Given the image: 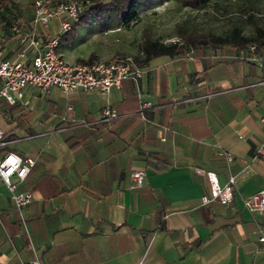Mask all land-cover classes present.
<instances>
[{"label":"crops","instance_id":"crops-1","mask_svg":"<svg viewBox=\"0 0 264 264\" xmlns=\"http://www.w3.org/2000/svg\"><path fill=\"white\" fill-rule=\"evenodd\" d=\"M79 37L57 46L68 62L89 54ZM18 48L0 25L1 56ZM249 54L190 46L137 64L135 81L105 92L27 87V106L0 100V153L34 158L17 184L31 193L22 220L0 182V264L32 251L40 264H264V213L244 204L264 189V66ZM142 100L152 102L146 119ZM104 106L128 115L101 121ZM196 167L220 184L233 176L232 201L203 203L209 182ZM131 168L145 170L142 185L130 186Z\"/></svg>","mask_w":264,"mask_h":264},{"label":"built area","instance_id":"built-area-1","mask_svg":"<svg viewBox=\"0 0 264 264\" xmlns=\"http://www.w3.org/2000/svg\"><path fill=\"white\" fill-rule=\"evenodd\" d=\"M89 0H33L32 11L24 19L9 22L8 28L15 35L19 48L13 58H3L0 51V99L9 105L27 106L29 97L27 87L46 90L56 86L63 92L79 88L81 90L107 91L112 86H119L122 80L135 81L142 73L131 56L113 58L110 60L96 59L90 62H68L57 50L59 33L67 30L72 21L78 19L79 13ZM52 22L56 28L52 29ZM4 22H0V25ZM173 42L177 40H172ZM252 54L248 57L258 66H264V49L256 50L254 43L246 46ZM152 105L150 100L139 102L137 111L140 117L146 119L144 110ZM128 113H119L114 108L104 106L99 119L110 122ZM264 121V118H261ZM4 141L0 131V145ZM227 161L232 159L229 151L221 150ZM264 157V139L257 149ZM34 164V158L20 155L11 150L0 153V182L4 183L13 208L19 212L21 220L22 208L31 200L28 190L17 188ZM198 174L205 175L209 182V192L201 196L203 203L219 200L229 203L233 199L231 183L233 176L225 184H220L216 173L196 167ZM145 170L131 168L128 176L131 187L144 183ZM245 206L254 213H264V189H260L244 201ZM264 241V237L260 238ZM20 264H40L38 257L32 251L30 258Z\"/></svg>","mask_w":264,"mask_h":264},{"label":"rangeland","instance_id":"rangeland-1","mask_svg":"<svg viewBox=\"0 0 264 264\" xmlns=\"http://www.w3.org/2000/svg\"><path fill=\"white\" fill-rule=\"evenodd\" d=\"M32 2L9 0L0 6V22L24 19L32 11ZM120 16L104 11L83 17L76 50L83 56L93 52L96 59L132 57L145 33L163 41L180 40L178 25L216 33L238 25L251 34L256 25L264 27V0H209L205 7L185 5L181 0H134L133 17L121 22Z\"/></svg>","mask_w":264,"mask_h":264},{"label":"trees","instance_id":"trees-1","mask_svg":"<svg viewBox=\"0 0 264 264\" xmlns=\"http://www.w3.org/2000/svg\"><path fill=\"white\" fill-rule=\"evenodd\" d=\"M9 0H0V6L5 5ZM185 5H192L196 7H205L209 0H181ZM104 11H114L121 15V22L129 21L134 14V0H91L86 4L79 13L78 19L72 21L70 27L59 33L58 44L62 42L71 43L75 37L77 27L82 23L83 17L98 14ZM29 16V15H28ZM27 16V17H28ZM26 18V17H25ZM13 21V20H11ZM10 20L5 21L2 26L8 25ZM180 40L163 41L160 38L152 37L145 33L139 43V52L132 55L136 64L147 63L152 57L159 54H174L181 48H188L190 46L196 47L200 45H229L235 48H244L249 43L256 45V50L264 49V27L256 25L254 32L246 34L238 25H233L228 31L223 33H216L213 31L202 32L196 29H188L183 25L177 27ZM58 46V45H57ZM97 55L93 52L84 58H78V62H90L96 60ZM3 145H0L2 148Z\"/></svg>","mask_w":264,"mask_h":264}]
</instances>
